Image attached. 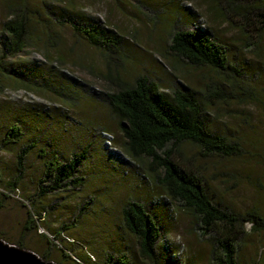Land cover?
Masks as SVG:
<instances>
[{
    "label": "rangeland",
    "instance_id": "1",
    "mask_svg": "<svg viewBox=\"0 0 264 264\" xmlns=\"http://www.w3.org/2000/svg\"><path fill=\"white\" fill-rule=\"evenodd\" d=\"M61 1L64 0H58L62 10L67 4ZM24 2H29L31 8L39 7L41 18H46L40 0H0V32L2 23L10 15L8 7H23ZM66 3L73 4L76 10L81 9L89 18L117 29L125 37L118 53L121 60H115L123 63L118 69L122 81L133 83L137 76L146 75L159 82L165 93L185 84L197 90L199 98L205 101L209 100L208 94L213 88L223 92V96L216 94L212 98L213 109L207 105L212 112L207 119L222 134L240 141L242 155L203 158L191 144L184 143L180 147L185 157H194V164L220 199L241 211L257 207L264 215V66L259 75L252 76V85L240 79L246 89L240 87L244 94H239L212 69L193 67L178 56L162 55L170 43V25L179 16L186 26L194 23V26L211 29L230 44L233 52H240L231 44L233 35L226 24L210 18L203 0H66ZM32 16L38 15L33 12ZM36 27L34 24L33 30ZM50 27L57 41L54 49H60L69 61L68 68H62L65 70L62 74L58 72L65 82L72 83H68L69 89L66 85L61 87L62 82L55 84L56 89L51 86L50 89L57 90L52 91L31 89L10 80L3 81L4 87L0 88V178L4 180L0 182V192L10 196L0 201V238L14 245L21 242L23 248L58 264H107L110 253L113 255L111 264H119L118 258L124 256L127 264H152L140 257L137 241L123 223V206L136 199L146 204L161 227L158 264H210L212 245L200 236L195 218L170 201L156 185L154 177L121 149L117 121L104 95L117 88L106 79L111 69L104 54L59 20L54 19ZM50 40L45 36L42 41L50 46L49 51L54 46ZM44 53L47 54L45 47L42 50L30 47L20 57L34 59L49 76L55 73L57 64L53 60L57 55L50 53L48 58ZM246 58L254 64L242 53L231 56V60L238 59L241 66L247 63ZM50 63L56 67H51ZM249 80L248 76L246 81ZM62 93L69 94L64 96L67 102L60 99ZM238 94L242 99L236 98ZM17 117L24 120L29 117L27 121L40 124V129L49 131L48 135L63 134L58 141L65 144L62 150L66 157L87 144L91 154L80 167L82 186L67 183L63 191L42 195L30 205L29 198L38 194L44 176L45 167L39 155L42 143L36 141L42 130L33 126L31 130L26 129L22 143L5 144L9 123ZM104 129L110 133L102 134ZM33 141L37 145L24 160L20 191H8L7 181L20 173L17 155L23 146ZM114 150L124 161L109 155L108 151ZM46 184L50 186L51 181ZM41 210H46V214L39 215ZM29 212L36 218L35 227L30 230L25 228ZM250 227L246 225L248 233L239 242L238 260L240 264H264V231L254 232Z\"/></svg>",
    "mask_w": 264,
    "mask_h": 264
},
{
    "label": "trees",
    "instance_id": "2",
    "mask_svg": "<svg viewBox=\"0 0 264 264\" xmlns=\"http://www.w3.org/2000/svg\"><path fill=\"white\" fill-rule=\"evenodd\" d=\"M40 1L47 19H42L39 7L31 8L29 2H24L23 7H8L10 15L2 23L0 32V88L3 89L2 82L8 80L7 82L31 89L52 91H57L55 84L62 82L61 87L66 85V89H69L68 83H72L65 82V78L58 73L62 74L68 68L69 61L60 49H54L57 41L50 26L54 19L59 20L62 25L70 26L80 38L99 49L106 57L111 69L106 79L114 82L117 88L104 95L117 121L116 133L123 152L148 175L154 177L156 185L170 201L179 204L195 218L200 236L209 240L212 245L210 264H240L239 242L248 233L246 225H251V231H264V215L257 207L241 211L232 203L228 204L220 199L203 178L199 167L194 164V157H185L180 147L184 143L191 144L203 158L242 155L240 141L222 134L207 119L212 113L207 105L213 109L212 98L216 94L223 96V92L213 88L208 94L209 100L205 101L199 98L197 90L185 84L177 85L172 92L165 93L159 82L146 75L137 76L133 83L122 81L118 69L123 63L118 62L121 60L118 53L122 50L125 37L117 29L89 18L81 9L76 10L73 4L66 3V0L61 1L67 4L62 10L59 9L58 0ZM203 3L210 18L226 24L228 32L233 35L231 44L241 51L233 52L230 44L222 41L211 29L194 26V23L186 26L179 16L170 25V43L162 55L184 58L193 67L210 68L224 78V82L230 87L236 88L239 94H244L239 89H246L239 82L240 79L246 85H252V76L259 75L264 66V0H203ZM33 12L38 16H32ZM34 24L37 27L33 30ZM45 36L51 39V46L54 45L50 51V46L42 42ZM42 44L47 50V54L44 53L46 57L49 58V54L54 52L57 55L53 60L57 67L53 66V62L50 63L51 67H56L53 75L50 73L48 76L42 72L34 59L20 57L30 47L42 50ZM239 53L250 57L254 64L248 58L245 60L247 63L243 62L242 66L238 59L232 61L231 56L237 57ZM32 68L38 70L33 71ZM248 71L252 74L249 75ZM248 76L251 80L246 81ZM51 86L55 89H50ZM239 94L236 98L242 99ZM67 95L69 94L60 95L62 102L68 101L64 97ZM28 119L29 117L26 120L17 117L13 123H9L4 143H22L28 132L26 129L31 130L33 126L42 130V135L36 141L40 140L42 143L39 155L45 169L38 194L29 198L30 205H34V201L42 195L63 191L67 183L82 186L80 167L91 153L86 144L66 157L63 153L65 144L58 141L63 134L50 132L51 135H48V129V132L44 131L40 129V124L34 125ZM104 132L110 133L108 129H104L102 134ZM91 143L92 141L88 145ZM36 145L33 141L19 151L17 161L20 173L7 181L5 187L8 191L16 192L20 189L18 185L22 178L24 160ZM108 153L124 161L117 150ZM1 181L4 180L0 178ZM49 181L51 185L47 186ZM9 197L0 192L1 203ZM40 214L45 215L46 210L39 211ZM122 218L124 227L137 241L140 257L158 264L157 244L162 230L146 204L136 199L129 200L122 208ZM35 219L34 213L29 212L25 228L30 230L35 227ZM18 245L23 246L21 242ZM112 259L113 255L108 254L107 264H111ZM118 262L127 264V258L119 257Z\"/></svg>",
    "mask_w": 264,
    "mask_h": 264
},
{
    "label": "water",
    "instance_id": "3",
    "mask_svg": "<svg viewBox=\"0 0 264 264\" xmlns=\"http://www.w3.org/2000/svg\"><path fill=\"white\" fill-rule=\"evenodd\" d=\"M0 264H58L47 261L34 251L14 245L0 238Z\"/></svg>",
    "mask_w": 264,
    "mask_h": 264
}]
</instances>
